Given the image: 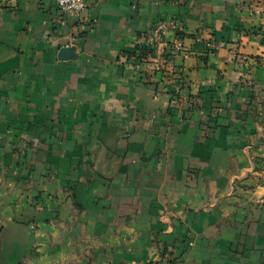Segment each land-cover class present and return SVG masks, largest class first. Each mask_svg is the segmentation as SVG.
<instances>
[{
  "label": "crops",
  "instance_id": "crops-1",
  "mask_svg": "<svg viewBox=\"0 0 264 264\" xmlns=\"http://www.w3.org/2000/svg\"><path fill=\"white\" fill-rule=\"evenodd\" d=\"M164 262L264 264V0H0V264Z\"/></svg>",
  "mask_w": 264,
  "mask_h": 264
},
{
  "label": "built area",
  "instance_id": "built-area-1",
  "mask_svg": "<svg viewBox=\"0 0 264 264\" xmlns=\"http://www.w3.org/2000/svg\"><path fill=\"white\" fill-rule=\"evenodd\" d=\"M58 8L65 16L73 19H79L86 9V0H53ZM170 31H178L174 20H163L159 22L152 33L142 39L141 45L151 46L153 49H158L159 45L171 47L166 41V36ZM173 55L183 51L184 46L180 40H177L172 45ZM163 264H172V262H164Z\"/></svg>",
  "mask_w": 264,
  "mask_h": 264
},
{
  "label": "trees",
  "instance_id": "trees-1",
  "mask_svg": "<svg viewBox=\"0 0 264 264\" xmlns=\"http://www.w3.org/2000/svg\"><path fill=\"white\" fill-rule=\"evenodd\" d=\"M169 45L171 46V47H170V50H171V51L169 52L170 55H169L168 57L171 58V57L174 56L173 53H172V51H173V50H172V49H173V48H172V45H173V44H172V43H169ZM140 47H142V48L140 49L141 54L139 55L141 58H142L143 56L148 55L149 53L151 54V52H148V51H147V48H148L147 46L142 45V46H140ZM144 51H147V52H144Z\"/></svg>",
  "mask_w": 264,
  "mask_h": 264
}]
</instances>
